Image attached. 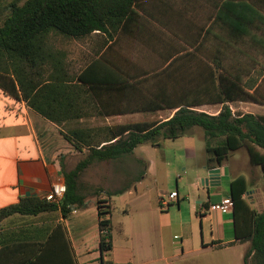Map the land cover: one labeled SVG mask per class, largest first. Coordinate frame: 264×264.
Segmentation results:
<instances>
[{
	"label": "crops",
	"instance_id": "crops-1",
	"mask_svg": "<svg viewBox=\"0 0 264 264\" xmlns=\"http://www.w3.org/2000/svg\"><path fill=\"white\" fill-rule=\"evenodd\" d=\"M224 1L229 0H135L134 13L110 37L94 32L55 47L61 51V75L74 77L102 56L113 81L108 92L116 113L108 117L117 119L113 125L164 121L176 105L203 95L209 96L207 102L192 109L210 107L216 114L221 104L208 100L216 95L218 75L238 77L249 93L258 90L264 96V23L254 22L258 28L252 27L250 36H231ZM80 60L85 64L75 73L70 65ZM202 88L206 91L199 93ZM229 107L264 115V103L239 101ZM61 127L0 87V209L24 198L46 199L52 184L64 181L62 170L74 168L78 152ZM153 148L167 152L150 153L138 145L113 161V187L101 189L102 197L125 189L111 198L110 252L99 251L95 190L100 188L83 183L85 169L80 176L85 208H72L67 216L59 209L15 214L0 223V264H243L250 247V211H264L261 169L240 149L212 167L219 169V185H202L208 167L198 128ZM138 149L145 157H132ZM175 155H181L180 162ZM139 165L143 168L136 169ZM239 176L247 184L240 202L227 212L209 210L231 195ZM172 192L176 201L159 210L160 198Z\"/></svg>",
	"mask_w": 264,
	"mask_h": 264
},
{
	"label": "trees",
	"instance_id": "trees-1",
	"mask_svg": "<svg viewBox=\"0 0 264 264\" xmlns=\"http://www.w3.org/2000/svg\"><path fill=\"white\" fill-rule=\"evenodd\" d=\"M135 0H0V87L18 96L43 118L64 128L63 138L73 149L85 154L73 169L62 170L66 193L58 202L35 197L0 209V223L15 214L37 215L60 210L63 216L72 208L86 207L81 193L80 176L95 162L116 161L130 155L140 144L161 147L163 139H175L198 128L205 139L206 166L212 168L235 151L244 149L249 163L264 174V115L233 113L229 103H264L258 90L249 93L240 78L218 75L216 95L209 102L221 104L215 115L192 108L207 102L185 101L164 121H138L117 125L75 126L93 116H113L108 92L113 82L102 56L92 59L74 77L62 76L61 51L54 39H84L94 32L110 37L128 16L134 13ZM230 34L250 36L254 22L264 23V0H229ZM206 82V81H205ZM206 88L199 90V93ZM203 98V99H201ZM236 185H242L236 192ZM230 197L233 207L240 202L247 184L243 176L232 183ZM99 229V251L105 255L112 249L111 198L125 189L95 190ZM252 230L248 233L250 247L243 264H264V211H250ZM105 264V263H102Z\"/></svg>",
	"mask_w": 264,
	"mask_h": 264
},
{
	"label": "rangeland",
	"instance_id": "rangeland-1",
	"mask_svg": "<svg viewBox=\"0 0 264 264\" xmlns=\"http://www.w3.org/2000/svg\"><path fill=\"white\" fill-rule=\"evenodd\" d=\"M67 41H71L70 39H65L63 37H57L56 39H54V43L58 48H61L62 46L67 45ZM85 62L83 61H78V62H73L71 63V70L75 71V73L77 72V70L79 69V67L84 66ZM201 111L204 110V112L209 113V114H213L215 115V110H213V108L210 107H205V108H199ZM233 111L234 113L236 112H240L237 111L234 107H233ZM262 114H264V111H261ZM217 114V113H216ZM117 121V119L113 120V117H98V116H93L90 117L88 119H83L81 122L75 123V126H87V127H92V126H104V125H113V122ZM62 129L64 127H61ZM142 147H146L148 150V152H155V153H166L167 151L164 150H157V148H153L148 144H142ZM173 152V151H172ZM172 154V158H174L173 153ZM181 152V151H180ZM85 156V154H76L73 163L76 165V163L83 159ZM132 157H145V152L138 149L136 150L134 156ZM168 158V157H167ZM175 161L180 162L181 161V155H175ZM117 162H113V161H108V162H95L92 165H90L86 172L82 175V181L83 183L89 184L92 183V185L95 186H99L100 189L103 188H110L113 187V173H111V169L113 168V166H116ZM123 163V160H122ZM73 164V165H74ZM136 169H142L143 166L139 165L135 167ZM92 190V189H91ZM94 190V188H93Z\"/></svg>",
	"mask_w": 264,
	"mask_h": 264
},
{
	"label": "built area",
	"instance_id": "built-area-1",
	"mask_svg": "<svg viewBox=\"0 0 264 264\" xmlns=\"http://www.w3.org/2000/svg\"><path fill=\"white\" fill-rule=\"evenodd\" d=\"M231 109V108H230ZM231 111L234 113V111L231 109ZM66 193V185L64 181H57L52 184L51 191L46 200L50 202H58L61 201L63 196ZM177 199V193L172 192L168 194L165 197L160 198L158 202L159 210L166 211L169 207V205L173 202H175ZM233 200L230 196L222 198L220 202L211 204L209 206V210L212 211H219V212H227L233 208ZM72 213H77L75 209L72 210Z\"/></svg>",
	"mask_w": 264,
	"mask_h": 264
},
{
	"label": "water",
	"instance_id": "water-1",
	"mask_svg": "<svg viewBox=\"0 0 264 264\" xmlns=\"http://www.w3.org/2000/svg\"><path fill=\"white\" fill-rule=\"evenodd\" d=\"M219 169L218 168H208L206 170V175L201 178L200 182L204 186H215L219 185Z\"/></svg>",
	"mask_w": 264,
	"mask_h": 264
}]
</instances>
